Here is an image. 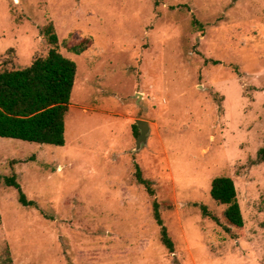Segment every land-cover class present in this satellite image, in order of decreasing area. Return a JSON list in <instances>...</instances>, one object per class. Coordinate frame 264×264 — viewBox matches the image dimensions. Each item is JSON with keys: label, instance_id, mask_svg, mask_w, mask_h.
Returning a JSON list of instances; mask_svg holds the SVG:
<instances>
[{"label": "rangeland", "instance_id": "obj_1", "mask_svg": "<svg viewBox=\"0 0 264 264\" xmlns=\"http://www.w3.org/2000/svg\"><path fill=\"white\" fill-rule=\"evenodd\" d=\"M48 24L76 65L65 145L0 138V264H264V0H0V71L46 56Z\"/></svg>", "mask_w": 264, "mask_h": 264}, {"label": "trees", "instance_id": "obj_2", "mask_svg": "<svg viewBox=\"0 0 264 264\" xmlns=\"http://www.w3.org/2000/svg\"><path fill=\"white\" fill-rule=\"evenodd\" d=\"M43 33L51 45L46 56L35 59L22 69L0 71V138L63 147L64 118L74 85L76 65L59 52L57 37L51 24L44 27ZM89 44L87 39L83 40L71 46L69 52L80 55ZM137 178L149 188V183L139 173ZM4 184L16 189L21 206H35L33 201L26 199L13 176L4 178ZM210 196L215 202L225 206L221 219L226 224V230L241 229L243 219L232 179L227 176L214 178ZM202 210L206 214L205 209ZM208 216L217 224L220 223L215 215ZM154 217L162 225L156 204ZM161 240L172 251V242L163 227Z\"/></svg>", "mask_w": 264, "mask_h": 264}, {"label": "water", "instance_id": "obj_3", "mask_svg": "<svg viewBox=\"0 0 264 264\" xmlns=\"http://www.w3.org/2000/svg\"><path fill=\"white\" fill-rule=\"evenodd\" d=\"M135 126L139 131V134L136 138L135 148L138 150L142 144H145L147 141V133L149 131L148 123L144 120H135Z\"/></svg>", "mask_w": 264, "mask_h": 264}]
</instances>
